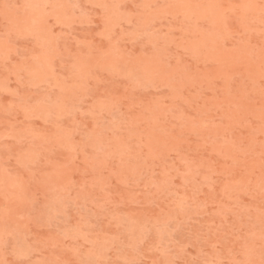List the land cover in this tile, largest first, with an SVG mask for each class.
Masks as SVG:
<instances>
[{"label": "rangeland", "instance_id": "1", "mask_svg": "<svg viewBox=\"0 0 264 264\" xmlns=\"http://www.w3.org/2000/svg\"><path fill=\"white\" fill-rule=\"evenodd\" d=\"M0 264H264V0H0Z\"/></svg>", "mask_w": 264, "mask_h": 264}]
</instances>
